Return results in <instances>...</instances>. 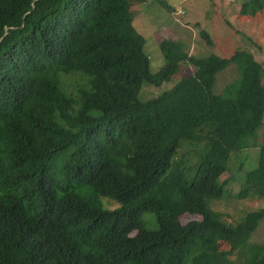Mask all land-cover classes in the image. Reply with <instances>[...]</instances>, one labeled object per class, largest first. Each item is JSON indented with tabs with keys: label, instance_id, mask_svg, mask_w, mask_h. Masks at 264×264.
<instances>
[{
	"label": "trees",
	"instance_id": "1",
	"mask_svg": "<svg viewBox=\"0 0 264 264\" xmlns=\"http://www.w3.org/2000/svg\"><path fill=\"white\" fill-rule=\"evenodd\" d=\"M263 11L246 0L239 13ZM133 13L128 0H0V264H264V245H248L264 207L236 224L210 207L231 153L263 124L262 63L165 39L154 73ZM184 62L192 74L139 98L143 81H169ZM232 65L239 77L216 91ZM73 71L90 81L76 95L60 77ZM243 184L239 196H264V145ZM186 212L202 219L179 223Z\"/></svg>",
	"mask_w": 264,
	"mask_h": 264
},
{
	"label": "rangeland",
	"instance_id": "2",
	"mask_svg": "<svg viewBox=\"0 0 264 264\" xmlns=\"http://www.w3.org/2000/svg\"><path fill=\"white\" fill-rule=\"evenodd\" d=\"M134 12V25L145 38L144 51L150 60V70L158 72L166 66V58L161 49V42L172 39L181 42L189 54L199 57L210 53L221 56L230 55L235 48L251 51L255 58L264 67V11L256 16L254 21L240 15V7L246 0H128ZM163 3H167L168 7ZM206 30L214 41L212 46L206 43L202 31ZM192 64L182 63L181 70L171 80L164 81L158 86L143 81L139 98L143 101L160 95L172 88L183 75L194 72ZM64 89L68 94L77 93V88L88 89V76L81 71L61 73ZM88 77V78H87ZM239 77L234 65L217 76L216 91L220 92L225 85ZM264 80V75H263ZM62 86V87H63ZM248 139L249 146L233 151L227 162V169L221 176L225 182L222 188L224 196L210 201V207L219 211L221 219L226 223H238L249 211L264 205V198L249 195L246 198L238 197L244 189L245 174L255 169L259 162L261 147L264 145V121L255 136ZM189 142L187 140L184 143ZM187 149V147H184ZM186 156L184 151L181 156ZM189 162L187 161L186 165ZM191 178L194 173H187ZM105 208L116 209L120 203L110 197H102ZM215 210V211H216ZM196 213H183L179 216V223L192 219H200ZM145 228L158 229L156 216L152 212L142 214ZM137 233V230L132 234ZM264 245V218L259 222L256 230L248 239V245ZM235 264H242L234 256Z\"/></svg>",
	"mask_w": 264,
	"mask_h": 264
},
{
	"label": "clouds",
	"instance_id": "3",
	"mask_svg": "<svg viewBox=\"0 0 264 264\" xmlns=\"http://www.w3.org/2000/svg\"><path fill=\"white\" fill-rule=\"evenodd\" d=\"M208 45H209V44H208ZM162 83H163V82H162ZM226 169H227V168H226ZM225 171H226V170H225ZM225 171H224V172H225ZM223 174H224V173H223ZM223 174H222V175H223ZM222 175H221V176H222ZM220 182L222 183L221 178H220ZM249 195H254V196H258V197H260V198H264V196H261V195H255V194H252V193H250V194H248V195H244V196H239V194H238V197H243V198L245 197V198H246V197L249 196ZM261 207H264V205L261 206ZM261 207H259V208H261ZM259 208H257V209H259ZM257 209H255V210H257ZM215 210H216V209H215ZM255 210H253V211H255ZM216 211H217V210H216ZM218 212H219V211H218ZM249 212H251V211H249ZM247 213H248V212H247ZM247 213H246V214H247ZM199 215H200V214H199ZM200 216H201V215H200ZM245 216H246V215H245ZM245 216H244V217H245ZM222 218H223V215H222ZM201 219H202V216H201V218H200L199 220H201ZM223 219H224V218H223ZM192 220H194V219H192ZM224 220H225V219H224ZM241 220H243V218H242ZM241 220H240V221H241ZM225 221H226V220H225ZM240 221H239V222H240ZM187 222H188V221H187ZM185 223H186V222H185ZM185 223H183V224H185ZM221 245L224 246V247H227V243H226V242H222ZM236 256L241 260V263L244 262V259H245L244 256H239V255H236ZM234 264H235V263H234Z\"/></svg>",
	"mask_w": 264,
	"mask_h": 264
}]
</instances>
